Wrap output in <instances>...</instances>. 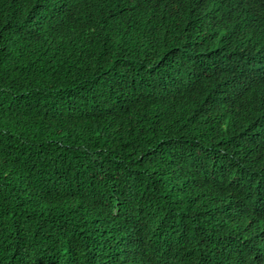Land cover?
<instances>
[{
  "label": "trees",
  "instance_id": "obj_1",
  "mask_svg": "<svg viewBox=\"0 0 264 264\" xmlns=\"http://www.w3.org/2000/svg\"><path fill=\"white\" fill-rule=\"evenodd\" d=\"M263 58L264 0H0V264H264Z\"/></svg>",
  "mask_w": 264,
  "mask_h": 264
},
{
  "label": "clouds",
  "instance_id": "obj_2",
  "mask_svg": "<svg viewBox=\"0 0 264 264\" xmlns=\"http://www.w3.org/2000/svg\"><path fill=\"white\" fill-rule=\"evenodd\" d=\"M256 63H260V65H256ZM247 68H248V73L250 74V79L248 82L241 84L236 89V92L245 90L253 85L262 86L264 83V58L253 59L249 61ZM141 249H142L141 243H136L131 248H128L127 246L124 245L120 250L115 252L116 262L108 263V264H159V257L156 252L152 254L149 258L144 259L140 262L134 261L131 258V255L135 254Z\"/></svg>",
  "mask_w": 264,
  "mask_h": 264
}]
</instances>
